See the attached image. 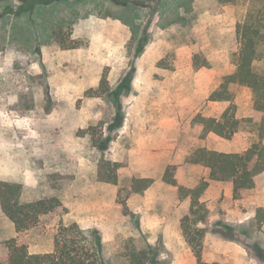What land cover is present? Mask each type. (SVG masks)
Wrapping results in <instances>:
<instances>
[{
    "label": "rangeland",
    "instance_id": "obj_1",
    "mask_svg": "<svg viewBox=\"0 0 264 264\" xmlns=\"http://www.w3.org/2000/svg\"><path fill=\"white\" fill-rule=\"evenodd\" d=\"M124 2L123 9L107 0L69 1L0 21V181L20 184L24 202L62 203L20 236L29 247L46 250L61 225L77 223L101 232L112 264H124L126 242L152 246L174 264L189 247L181 228L186 215L176 214L179 188L209 180L205 168L186 166L187 154L201 145L244 152L253 142L245 131L201 141L196 120L220 119L230 106L209 98L236 71V29L251 0ZM104 76L109 92L89 96ZM234 90L236 116L261 123L251 90ZM103 157L121 165L118 185L97 180ZM168 168L176 186L163 180ZM135 177H153V185L132 193ZM249 200L247 192L234 199L231 182L210 183L202 198L210 211L205 262L249 264L255 253L244 235L264 247ZM0 215L3 260L16 233L1 206Z\"/></svg>",
    "mask_w": 264,
    "mask_h": 264
},
{
    "label": "trees",
    "instance_id": "obj_2",
    "mask_svg": "<svg viewBox=\"0 0 264 264\" xmlns=\"http://www.w3.org/2000/svg\"><path fill=\"white\" fill-rule=\"evenodd\" d=\"M82 0H0V21L8 16H22L33 12L37 7ZM111 4L125 8L124 0H107ZM19 5L13 9L12 3ZM55 35V34H54ZM54 39V36H53ZM237 51L233 54L236 71L224 78L220 88L209 98L211 102L230 103L220 119L196 117L203 126L201 141L208 134L232 140L239 132L254 134L251 146L241 153H223L198 146L186 158V163L201 165L209 172V181L203 180L194 188H179L180 200L191 199L189 214L182 220V233L191 248L197 264H225L207 263L203 260V243L207 232L210 211L202 201L210 186V181L231 182L234 199H240L244 193L258 188L264 182V117L261 123L252 118L238 119L237 108L233 104L236 92L234 88L246 87L253 94L254 111L264 116V2L251 0L245 20L237 25ZM63 45L64 43H60ZM67 49L78 47L67 45ZM104 76L98 90L90 89L89 96L101 97L109 92ZM105 86V88H104ZM125 87L128 86L124 84ZM100 142V141H99ZM100 146V143L99 145ZM101 148V147H99ZM119 163L100 159L97 169V180L101 183L118 185ZM164 182L176 186L171 168H168ZM153 184L151 179H134L131 192L143 193ZM22 187L18 183L0 181V206L5 216L14 224L16 238L7 241L8 257L1 259L0 264H112L104 257L103 236L97 229H84L79 224L61 225L54 235V251L48 254L33 255L29 253V246L20 240V236L36 228L41 218L54 213L62 207L58 198L22 201ZM126 197L119 192V202L127 208ZM257 233L264 238V208H258L254 217ZM243 235V234H242ZM247 248L253 250L258 264H264V247L261 242L252 243V238L243 236ZM237 238V237H236ZM239 239H234L239 242ZM120 257L124 264H171L160 258L158 249L152 246H140L133 242H126L122 246Z\"/></svg>",
    "mask_w": 264,
    "mask_h": 264
},
{
    "label": "crops",
    "instance_id": "obj_3",
    "mask_svg": "<svg viewBox=\"0 0 264 264\" xmlns=\"http://www.w3.org/2000/svg\"><path fill=\"white\" fill-rule=\"evenodd\" d=\"M221 86V85H220ZM220 88V87H219ZM218 88V89H219ZM217 89V90H218ZM215 91H213V93H214ZM212 93V94H213ZM211 94V95H212ZM236 96V95H235ZM234 99H235V97H234ZM214 103H219V102H214ZM254 113H255V111H254ZM256 114V113H255ZM256 115H262V114H256ZM263 116V115H262ZM204 117V116H203ZM237 117V116H236ZM238 118V117H237ZM238 119H240V118H238ZM253 119V118H252ZM262 120H263V117H262ZM261 120V121H262ZM258 123V122H257ZM201 125V124H200ZM201 130L203 131V126L201 125ZM240 133V132H239ZM202 134H203V132H202ZM238 134V133H237ZM236 134V135H237ZM209 135V134H208ZM212 135H214V134H212ZM202 136V135H201ZM219 138V137H218ZM224 140V139H223ZM202 146H204V145H202ZM251 146V145H250ZM197 148V147H196ZM137 149V148H136ZM208 149V148H207ZM209 150H211V149H209ZM247 150V149H246ZM245 150V151H246ZM193 152V151H192ZM191 152V153H192ZM191 153H188L187 155L189 156ZM233 153H241V152H233ZM187 156V157H188ZM186 162V161H185ZM186 166H190V167H192V166H201V165H193V164H188V163H186ZM201 167H203V166H201ZM204 168V167H203ZM205 170H207L206 168H205ZM119 171V170H118ZM207 172H208V170H207ZM208 174H209V172H208ZM4 176L6 177V178H8V176H7V174L6 173H4ZM138 178V180H141V179H139V177H135V179H137ZM151 178H153V177H149V178H145V177H143L142 179H151ZM151 180H153V179H151ZM205 181H209V180H205ZM211 182H214V181H210V183ZM214 183H219V182H214ZM153 185V184H152ZM151 185V186H152ZM150 186V187H151ZM263 186V188H261V190H256L257 188H255V189H253V190H251V191H249V193H250V196H251V200H249L248 201V203H246L248 206H249V204L251 203V204H256V207H255V209H253V211H254V214H255V210H256V208L258 209V208H264V182H263V185H261V187ZM149 187V188H150ZM148 188V189H149ZM136 194H140V193H136ZM119 195V194H118ZM180 199V198H179ZM188 199H190V198H186V199H184V200H180L181 201V204H182V206L181 207H179V209H177L176 210V214L178 215V217H183L184 215H188L189 214V211H190V207H191V199H190V205H189V201H188ZM0 216H4V215H0ZM237 222V221H236ZM263 229H264V225H263ZM16 233V232H15ZM18 236V234L16 233V235H14V237L13 238H16ZM105 244H106V242H105ZM50 246L46 249V250H44L43 249V246L41 245V244H39V245H37V246H35V247H33L32 245L29 247V253L30 254H33V255H40V254H48V253H52L53 251H54V240L52 241L51 240V244H49ZM187 246V245H186ZM193 253H191V249L187 246V249H185V252H184V255H185V258L183 259V260H176L175 262H174V264H197V260H196V258H195V256L194 255H192ZM231 264H236L235 262H231ZM249 264H257V261L255 260V259H250V261H249Z\"/></svg>",
    "mask_w": 264,
    "mask_h": 264
}]
</instances>
